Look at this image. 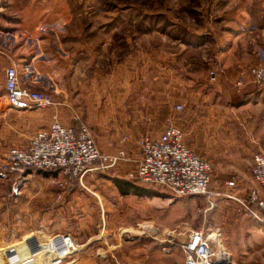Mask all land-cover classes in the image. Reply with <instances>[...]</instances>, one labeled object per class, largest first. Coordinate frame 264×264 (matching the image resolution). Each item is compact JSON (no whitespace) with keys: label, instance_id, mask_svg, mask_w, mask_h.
<instances>
[{"label":"crops","instance_id":"1","mask_svg":"<svg viewBox=\"0 0 264 264\" xmlns=\"http://www.w3.org/2000/svg\"><path fill=\"white\" fill-rule=\"evenodd\" d=\"M108 5L101 6L100 0H0V179L6 180L5 183H12L13 174L6 173L5 177L1 167L10 149L27 145L54 120L67 127H78L77 116L91 125L98 148L106 154L124 150L135 155L139 139L146 136L157 139L173 124L184 131L187 145L200 157L213 155L212 141L219 136L221 117L226 115L221 108L223 101H228L229 94L239 92H234L226 82L245 60L228 54L242 38L229 29L243 21L244 17L236 19L232 11L235 7L240 9L241 3L237 6L232 0H187V18H176V14L184 13L174 10L172 28L175 32L184 28L190 39L177 36L172 39L171 51L166 52L160 45L155 46V51L149 50L141 29L139 36L133 38L132 13L125 5L118 9V14L115 3ZM253 6L264 12L260 9L264 0H257ZM105 14L117 17L110 21ZM257 17L252 16L253 24ZM257 24L250 41L260 51L264 50V26ZM211 35L217 36L212 45L208 39ZM181 46L191 50L217 48V54L210 56L209 61L215 58L214 62L223 69L221 73L224 69L229 72L221 76V83L212 84L207 73L177 71L176 67L182 64ZM12 65L17 67L23 85L54 92L58 104L36 111L9 109L4 72ZM229 102L238 103L234 99ZM178 106L182 110L177 111ZM133 167L132 163L122 162L114 173L126 176ZM29 172L28 178L32 175ZM53 174H57L51 177L54 190L46 182ZM115 175L108 177L113 179ZM38 177L41 180H35L38 183L35 187L40 191L35 196L41 197V202L60 200L74 205L82 211L76 218L79 226L84 227V212L92 202L83 188L70 189L59 172ZM233 178L214 182V188H227L228 195L246 198L248 192L236 193L237 188H242L240 185L226 186ZM251 178L255 187L253 175ZM19 180L17 175L16 181ZM44 216V220L51 222L49 213ZM50 222L44 229L57 232V225L51 226ZM83 239L76 235V242ZM86 239L87 243H77L85 247L93 238ZM91 256L92 252L84 249L67 264H98L94 259L86 260Z\"/></svg>","mask_w":264,"mask_h":264},{"label":"rangeland","instance_id":"2","mask_svg":"<svg viewBox=\"0 0 264 264\" xmlns=\"http://www.w3.org/2000/svg\"><path fill=\"white\" fill-rule=\"evenodd\" d=\"M100 2L101 6L106 7L108 3H115L117 14L120 13L118 9L125 5L132 13L133 38L139 36L141 29V34H145L142 38L147 39L149 50L155 51V46L160 45L164 47L162 51H171L172 39L177 36L190 39L184 28L179 32L172 28L174 10L180 9L184 13L180 16L176 14V18H187V0ZM232 2L238 3L237 6L241 3L238 7L240 9L235 10V7L232 10L237 15L234 20L244 18L242 23L229 26V29L237 31L236 36L240 34L242 38L238 40V47L232 48L233 51L228 54L245 59L239 69L264 63V50L259 51L257 47L251 46L250 41L252 29L258 28L257 22L264 26V12H258L257 6H253L257 0ZM261 8L264 9V6ZM252 16H258L254 24ZM104 17L111 21V18L117 16L105 14ZM222 30L225 31L224 28ZM216 37L211 35L208 38L211 45ZM217 52V48L191 50L181 46L182 64L176 69L181 73L204 72L212 84L221 83V76L229 71L224 69L221 73L223 69L214 62L215 58L213 62L209 61L210 56L214 57ZM256 58L257 62L254 61ZM213 70L220 72L217 80L212 79ZM237 73L228 74L230 80L226 83L234 92L242 93L229 94L228 101H223L224 106L221 108L226 115L221 117L219 136L212 141L210 152L213 155L204 157L213 167L212 192L221 196L173 199L166 191L150 187L138 195H124L115 181L130 182L125 174L116 176L112 173L110 175L117 177L113 179L112 176L98 175L85 183L90 191L82 189L92 202L84 212L86 215L82 227L77 223L82 211L75 209L74 205L60 200L41 202L42 198L35 196L40 191V188L35 187L38 185L35 180H41L38 175L44 177V174L29 172L32 175L28 178L26 174L19 182L11 177L12 183L0 179L3 184V188H0V258L5 251L20 248L29 238L40 236L41 241H44L51 235L67 233L74 238L76 235L77 238H84L77 240L78 243L93 238L90 244L82 246V250L89 249L93 257L86 260L94 259L98 264H185L186 256L180 246L186 238L184 233L204 229L206 232H220L224 247L232 255L230 264H264V223L248 215L236 201L226 198L224 195H228L227 188H214V182L221 183L235 177L242 187L237 188L239 192L236 193L242 195L248 192L252 187L253 158L256 154H264V85L247 84L238 89L234 82ZM230 99L238 103H230ZM83 122L91 128L88 122ZM51 177H57V174L46 181L49 188L54 190ZM46 213L50 214L51 222L44 220ZM49 222L51 226L57 225V232L50 233L44 229Z\"/></svg>","mask_w":264,"mask_h":264},{"label":"built area","instance_id":"3","mask_svg":"<svg viewBox=\"0 0 264 264\" xmlns=\"http://www.w3.org/2000/svg\"><path fill=\"white\" fill-rule=\"evenodd\" d=\"M4 73L9 109L15 112L36 111L58 104L54 92L32 90L23 85L15 65L7 67ZM219 73L218 70L211 71L212 79L217 80ZM234 82L238 89L247 84L264 85V63L241 67ZM176 110H182V106ZM76 119L78 127H67L54 120L50 126L38 131L27 145L10 149L3 161L4 173L17 174L21 180L29 171L59 172L66 178L70 189L81 186L90 191L85 185L89 178L108 176L120 163L127 162L134 166L126 175L128 181L162 189L173 199L221 196L212 192L211 163L187 145L184 131L173 124H169L157 139L150 136L139 139L135 155L124 150L106 154L98 148L87 123L78 116ZM252 175L255 187L249 189L246 198L225 196L240 204L256 221L264 223V154L254 156ZM237 185L236 178L226 182L228 188H236ZM184 234L186 238L180 246L186 256L185 264H218L220 258L225 264L232 262V255L224 247L222 239L215 238H221L220 232L201 229ZM82 249L70 234L51 235L40 244L38 263L67 264Z\"/></svg>","mask_w":264,"mask_h":264},{"label":"bare ground","instance_id":"4","mask_svg":"<svg viewBox=\"0 0 264 264\" xmlns=\"http://www.w3.org/2000/svg\"><path fill=\"white\" fill-rule=\"evenodd\" d=\"M35 237H36V239L39 243V246H40V244H42L43 241H41L40 236L39 237L35 236ZM215 238H218L219 240H221V238L218 236H216ZM29 239H31V238H29ZM29 239L25 240L24 244L20 248L15 249L16 254L11 253L12 249L5 251L2 255V257L0 258V264H31L30 259H32L35 264H39L38 262H39L40 249L33 251V248L28 241ZM27 254L28 255L30 254V259H27V257H26ZM16 258L20 259L21 262L17 263L18 259H16Z\"/></svg>","mask_w":264,"mask_h":264},{"label":"trees","instance_id":"5","mask_svg":"<svg viewBox=\"0 0 264 264\" xmlns=\"http://www.w3.org/2000/svg\"><path fill=\"white\" fill-rule=\"evenodd\" d=\"M3 161H4V159H3ZM2 165H3V163H2ZM38 172L41 173V174H44L45 176H48L49 173H50V172H44V171H38ZM11 177L16 179L17 178V174H13ZM115 184L119 188L121 193L124 194V195L131 194V193H134L135 195H138L137 193H139V192L147 191V190H145L147 188V186L136 185L134 183L124 182L122 180H116ZM138 186L139 187H143V188H138ZM237 187H238V185H237Z\"/></svg>","mask_w":264,"mask_h":264},{"label":"water","instance_id":"6","mask_svg":"<svg viewBox=\"0 0 264 264\" xmlns=\"http://www.w3.org/2000/svg\"><path fill=\"white\" fill-rule=\"evenodd\" d=\"M28 241H29V243L31 244V246H32V248H33V251H36V250H39V249H40L39 243H38V241H37V239H36L35 237H32V238L29 239ZM9 252H10V251H9ZM217 252H218V254L220 255V253H221V249H220L219 247L217 248ZM11 253L16 254V250H15V249H12V250H11ZM26 257H27V259H30V254H29V255L27 254ZM16 259H18V258H16ZM20 262H21L20 259H18V260H17V263H20ZM30 263H31V264H35L34 261H33L32 259H30ZM218 264H225V263H224L223 260H221V258H220Z\"/></svg>","mask_w":264,"mask_h":264}]
</instances>
